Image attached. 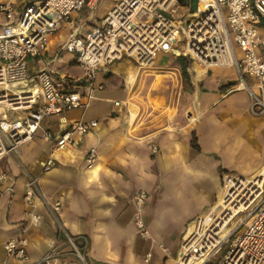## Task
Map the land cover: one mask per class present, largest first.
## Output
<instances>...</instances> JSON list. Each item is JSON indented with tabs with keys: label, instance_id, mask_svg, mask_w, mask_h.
<instances>
[{
	"label": "crops",
	"instance_id": "0c3cea01",
	"mask_svg": "<svg viewBox=\"0 0 264 264\" xmlns=\"http://www.w3.org/2000/svg\"><path fill=\"white\" fill-rule=\"evenodd\" d=\"M32 1L35 0H19L15 7L21 11ZM96 18L87 21L94 24L103 16L99 21ZM74 21L71 16L50 37L48 48L40 56L31 57L35 58L32 64L29 61L31 74L47 68L61 77H75L61 69L66 63L60 51ZM87 21L76 29L85 27ZM259 27L264 39V16ZM259 53L264 58V43ZM124 59L129 61L125 72L129 82L120 86L124 98L100 95L106 88L103 81L104 88L96 90L98 93L89 107L96 100L108 101L109 107L101 117H85L83 108L66 113L69 121L97 119L99 125L95 129L62 148L56 147L55 139H45L40 129L17 151L0 158V173L6 174L0 181V263L7 258L6 242L19 234L22 221L27 218L26 211L34 209L41 215V221L29 230L28 259L9 258V264H27L43 257L60 238L59 225L71 234L89 236L91 264H180L177 256L182 236L191 221L211 210L217 202L222 191V175L232 172L253 177L263 170L264 115L251 112V95L247 89H233L239 82L236 66L205 67L196 61L204 71L194 62L189 63L191 95L184 88L178 62L173 73H156V85L161 82L156 90L165 91L169 77L176 79L174 85L186 97L188 113L180 114L178 106L164 97L159 114L147 118L129 114L130 104L140 110L151 104L138 98L133 102L128 99L138 75L132 69L135 63ZM69 61L77 62L75 56ZM113 66L112 71L119 72ZM83 75L82 72L79 78ZM246 79L248 83L255 82L253 77ZM116 100L123 101L122 105H116ZM51 117V125L46 128L57 133L59 119ZM194 134L199 148L194 145ZM154 143L159 148L157 153L152 151ZM94 146L98 157L90 167L86 159ZM50 158L54 163L44 170V163ZM30 176L38 178V192L50 201H61L60 222L41 198H34V206L26 201ZM141 189L149 192L144 213L152 239L142 238L133 221V196ZM159 243L167 246L170 253ZM151 250L153 256L146 260ZM61 264H77V261L68 256Z\"/></svg>",
	"mask_w": 264,
	"mask_h": 264
},
{
	"label": "built area",
	"instance_id": "2783aa9c",
	"mask_svg": "<svg viewBox=\"0 0 264 264\" xmlns=\"http://www.w3.org/2000/svg\"><path fill=\"white\" fill-rule=\"evenodd\" d=\"M18 1L0 0V10L8 19L0 30V158L17 151L40 129L45 139H55L57 148L72 144L77 137L95 129L99 125L97 119L69 121L66 113L88 109L96 90L104 88L99 76L124 58L133 60L140 68L154 65L161 52L184 56L205 67L236 66L239 82L233 89H247L251 112L264 115V58L259 53L264 43L259 27L264 0H197L196 10L191 12L187 7L185 13L181 9L186 6L179 0H114L113 7L99 22L87 30L83 27L71 32L61 46L60 51L72 53L83 68L84 75L79 80L85 83L76 82L70 87L64 83L66 77L47 68L31 74L30 58L40 56L48 48L50 37L75 11L86 7L93 12L101 0H35L17 11ZM248 76L255 78V82L248 83ZM122 103L115 101L118 106ZM129 114L132 116L130 109ZM47 116L58 117L57 133L43 127ZM158 149L154 143L153 153ZM97 157L94 146L87 155L88 166H93ZM53 163L50 158L44 163V170ZM5 178L6 174L0 173V181ZM262 179L259 182L260 176L232 172L222 175L217 202L191 221L182 236L177 256L180 264H264ZM36 196L60 222L61 201H50L38 192V178L30 176L25 192L30 206H34ZM148 196L146 189L133 196V221L144 239L153 238L144 213ZM26 215L19 234L6 242L7 258L0 264H9V258L28 259V233L39 225L41 215L34 209H28ZM59 231L60 238L51 244L50 250L27 264H61L68 256L75 257L77 264H91L89 236L71 234L62 225ZM159 246L170 253L163 243ZM152 256L151 250L146 260Z\"/></svg>",
	"mask_w": 264,
	"mask_h": 264
},
{
	"label": "rangeland",
	"instance_id": "374dc122",
	"mask_svg": "<svg viewBox=\"0 0 264 264\" xmlns=\"http://www.w3.org/2000/svg\"><path fill=\"white\" fill-rule=\"evenodd\" d=\"M113 5H114V0H101L95 9V12H93L90 16L89 14L91 10L85 7L82 10L75 11L72 14V18L77 17L79 19L77 23H79L78 25L80 27L82 22H85L88 19H94L95 16H97L98 18H101L102 16L105 15V13L109 9L113 7ZM185 10L187 11V7L181 9V12L185 13ZM98 18H96L97 21H99ZM0 19L1 20L3 19V23L0 22L1 24H3V26L8 22L6 13L1 10H0ZM87 22H88L87 25L93 24L90 21H87ZM87 25L85 26V30L89 28ZM67 29L69 28L67 27L66 30ZM62 55H64V61L66 64L61 65V69L71 74H75V77L78 78L79 75H81V73L83 72V68L81 64L78 62L69 61V59L72 60L74 56L70 52L63 51ZM34 61H35V58H31L30 60L31 64ZM131 62L135 63L133 60H131ZM128 63H129L128 59H124L121 62H118L117 64H115L113 68L117 67L119 69V72L113 71L114 74L110 77H104L102 74L99 76L100 81L106 82V88L104 91L99 93L100 95L105 96V97L106 96L107 97H119V98L125 97V92L120 86L121 84L123 86L126 84V82H129V77H126L125 75V72L127 71ZM189 63L191 65L193 62L189 61ZM177 66H178V63H177L176 56L173 55L172 53H163V52L159 54L158 58L155 60V64L148 68H140V66H138L136 63L132 66V69L135 71V73H137L138 76H137V80L135 81V83H133L134 85L132 87L133 89L132 92L135 95L133 96L132 94L131 96L132 98L130 97L128 99H131V102H133L135 98H138L141 102H144L145 100H147L151 104V105H148L147 107H144V108L142 107L141 110L136 105L130 104L131 106L130 110L132 111V116H136L137 112L139 111V113L137 114L139 115V117L145 116L147 118H151V117L155 118L156 115L159 114V108H160L159 105L161 104V100H163L162 98L164 97L168 98L169 101H171L172 103L178 106V112L180 114L187 115L188 110L185 106L186 97H184L183 93L180 94L179 87L174 85L176 84V79H174L173 77H169V80L167 82L168 86L165 88V91H162V89L156 90L159 84L161 83L160 82L158 85H156L157 78H158L156 73H173L172 71H175L176 69L175 67ZM182 79H183V85L187 91V94L191 95L192 90H188V89L191 87L192 83L190 81H186L183 76H182ZM96 93H98V91ZM107 107H109L108 101L101 100V99L96 100L94 102V105L90 109L89 108L83 109V111L86 110V112L84 111L85 112L84 116L85 117H92V116L101 117V113L103 111H106ZM22 113L26 114L27 111H23ZM52 118L53 117L51 116L45 117V119L42 122V125L44 128L49 127L51 125L49 121H51Z\"/></svg>",
	"mask_w": 264,
	"mask_h": 264
},
{
	"label": "trees",
	"instance_id": "16d2710c",
	"mask_svg": "<svg viewBox=\"0 0 264 264\" xmlns=\"http://www.w3.org/2000/svg\"><path fill=\"white\" fill-rule=\"evenodd\" d=\"M179 1H180V3L182 5L188 7L191 12H194L196 10V8H197V0H179ZM74 19L76 21L73 22V26L72 27L69 26L71 28L70 29L71 32L75 31V29L77 27H79V25H78L79 23H77L79 19L77 17H74ZM177 62L179 63V65L181 67L182 75H183L184 79L186 81H190V74H189V71H188L189 60L187 58H185L184 56H179L177 58ZM76 82L77 83H85L84 80H79V77L77 79V77H74V76H66V80L64 81L65 85L69 86V87L71 85H74ZM193 142H194L195 147L199 148V144L197 143V138H196L195 134H194Z\"/></svg>",
	"mask_w": 264,
	"mask_h": 264
},
{
	"label": "bare ground",
	"instance_id": "6f19581e",
	"mask_svg": "<svg viewBox=\"0 0 264 264\" xmlns=\"http://www.w3.org/2000/svg\"><path fill=\"white\" fill-rule=\"evenodd\" d=\"M194 64H196V67L201 68V69H203V70L205 71V68L202 67L199 63L194 62ZM195 70H196V69H195ZM263 175H264V168H263V170H262L261 172L257 173L255 176H260V180H259V182H260L261 179H262L261 176H263ZM247 179H248V178H247ZM262 181H264V177H263Z\"/></svg>",
	"mask_w": 264,
	"mask_h": 264
},
{
	"label": "water",
	"instance_id": "95a60500",
	"mask_svg": "<svg viewBox=\"0 0 264 264\" xmlns=\"http://www.w3.org/2000/svg\"><path fill=\"white\" fill-rule=\"evenodd\" d=\"M114 74L112 70L108 71L106 74H104V77H110Z\"/></svg>",
	"mask_w": 264,
	"mask_h": 264
}]
</instances>
